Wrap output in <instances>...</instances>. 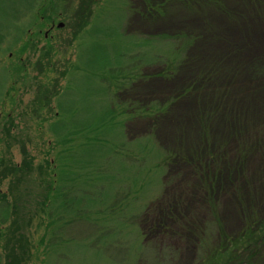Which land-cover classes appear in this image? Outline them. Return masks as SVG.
<instances>
[{"label":"rangeland","instance_id":"374dc122","mask_svg":"<svg viewBox=\"0 0 264 264\" xmlns=\"http://www.w3.org/2000/svg\"><path fill=\"white\" fill-rule=\"evenodd\" d=\"M32 2L0 0L30 25L0 54V264L7 225L27 264H195L210 219L218 246L264 215V0Z\"/></svg>","mask_w":264,"mask_h":264},{"label":"trees","instance_id":"16d2710c","mask_svg":"<svg viewBox=\"0 0 264 264\" xmlns=\"http://www.w3.org/2000/svg\"><path fill=\"white\" fill-rule=\"evenodd\" d=\"M34 2H32L31 4H28L26 7V14H30L31 16H34L36 13V10L38 9L39 5L42 4L41 0H33ZM88 4V3H87ZM83 10L87 11L88 7L83 6ZM83 10H81V12H83ZM78 17V16H76ZM24 17H20L17 16L15 17V21L16 23L18 22V25L16 27H18L17 29V35L15 37L10 38L5 32H1L0 30V54H2L3 52L10 50V48L13 45L18 44V42L21 40L23 34H25L26 30H29V26L25 27L22 23H20V20L22 21ZM79 26L82 27L86 24V22L84 21L83 17L79 18ZM144 46H143V45ZM4 45H6V47H3ZM134 51L135 49H152L154 47V43L146 40L143 41V43H135L134 44ZM137 50V51H138ZM135 51V52H137ZM147 64H151L149 61L146 60V65ZM119 69L117 70V74L118 76H116V78H122L123 77V71L121 72V70L119 71ZM124 76H127L124 74ZM130 76L128 75L129 79ZM122 80V79H120ZM123 81V80H122ZM118 89V88H117ZM148 109H146L145 113L148 114L147 112L150 111V109L147 111ZM113 113H110L108 119L110 120H114L115 116L112 115ZM114 115H116V113H114ZM56 117H58V115L56 114ZM149 117V116H148ZM132 119V118H131ZM59 117L58 120L56 122L53 123L52 125V129L55 132V134H59L62 133V131L67 130V127L61 129L57 127V124L59 123ZM100 126H97L95 129L94 128H85V129H77V128H69V130H78L82 132H86L89 131L92 132L94 131V137L92 138H87L86 143H92L93 141H104V143H107L109 140H107L105 138V135L100 134L98 132ZM87 129V130H86ZM84 130V131H83ZM74 131V132H75ZM69 135H71L72 133L69 132ZM60 135V134H59ZM109 143V142H108ZM85 144V143H84ZM74 147L68 149L69 152H71L73 150ZM23 153L25 156H28V152L23 149ZM66 153V154H67ZM63 160L60 161L61 163V167L60 168V177L62 179V174H64L66 172V170L68 169V165L65 163V156L62 157ZM72 170L67 171L68 173H71ZM202 176V174H200ZM64 181H60L59 185L56 187V191H55V196L58 194V190H61L60 184L63 183ZM72 182V181H70ZM50 190H52V187H49ZM62 191V190H61ZM7 202H3L0 206L4 209V207H8L9 205H7ZM49 206V207H48ZM48 210H50V202L48 205ZM5 212V209H4ZM4 212H2V219H1V224H3V226H5V224H7V219L4 218ZM1 215V214H0ZM15 223V222H14ZM13 223V224H14ZM12 224V225H13ZM205 227H203V233L201 232V237L199 238V241H206L209 240L208 244L209 247L206 248L205 253L200 252V255L196 261L195 264H258L259 260L258 257L261 254V247L264 245V215H257L253 218H248L243 231L238 234L237 236H229L228 234H226L224 231H222V236H220L219 241H218V246H215L214 242H211L210 240H212V238H214L215 234L217 233V224L214 223V221H212L211 219L204 224ZM11 225H7L5 228H8V232H10V236L7 238V242L14 240V242L17 243V245L20 246L21 249V253H17L16 250L12 247H9L6 251L5 254V264H27V258L29 256L28 254V249L26 248V241L24 240V235H20L19 231L21 230V228L19 227H10ZM16 229V230H15ZM7 229H4V231H6ZM2 231V230H1ZM3 232V231H2ZM4 233V232H3ZM14 233V234H13ZM19 234V235H18ZM12 237V238H11ZM19 243V244H18ZM26 244V245H25ZM14 245V244H13Z\"/></svg>","mask_w":264,"mask_h":264},{"label":"water","instance_id":"95a60500","mask_svg":"<svg viewBox=\"0 0 264 264\" xmlns=\"http://www.w3.org/2000/svg\"><path fill=\"white\" fill-rule=\"evenodd\" d=\"M59 26H62L61 24Z\"/></svg>","mask_w":264,"mask_h":264},{"label":"flooded vegetation","instance_id":"af4514ba","mask_svg":"<svg viewBox=\"0 0 264 264\" xmlns=\"http://www.w3.org/2000/svg\"><path fill=\"white\" fill-rule=\"evenodd\" d=\"M46 36H47V33H46Z\"/></svg>","mask_w":264,"mask_h":264}]
</instances>
